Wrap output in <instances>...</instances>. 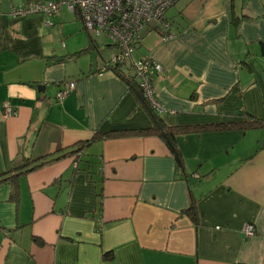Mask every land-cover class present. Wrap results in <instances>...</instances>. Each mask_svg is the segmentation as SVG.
<instances>
[{"label":"crops","instance_id":"crops-1","mask_svg":"<svg viewBox=\"0 0 264 264\" xmlns=\"http://www.w3.org/2000/svg\"><path fill=\"white\" fill-rule=\"evenodd\" d=\"M46 1L0 0V174L63 153L18 177L16 201L0 181V264H264V0H175L170 37L137 33L132 59L161 66L152 86L165 124L262 122L179 134L180 163L155 135L97 140L76 158L96 130L151 122L107 66L115 45L76 11L12 15Z\"/></svg>","mask_w":264,"mask_h":264},{"label":"built area","instance_id":"built-area-1","mask_svg":"<svg viewBox=\"0 0 264 264\" xmlns=\"http://www.w3.org/2000/svg\"><path fill=\"white\" fill-rule=\"evenodd\" d=\"M173 3L174 0H49L15 8L12 10V15L36 13L55 15L61 5L69 11H76L81 17L84 28L92 37L105 35L118 47L107 66L110 68V66L129 63L143 98L151 107L162 112L163 108L156 99L152 86L154 73L160 71L161 66L148 58L133 60L132 55L135 49V37L144 26H152L150 24L155 22L154 27L166 31L165 37L172 35L165 12ZM73 87L74 82H68L65 89L57 92L56 99L62 100ZM2 106L5 117L16 114L15 109L7 101L3 102ZM243 232L244 235L251 236L255 233V229L252 224H245Z\"/></svg>","mask_w":264,"mask_h":264},{"label":"trees","instance_id":"trees-1","mask_svg":"<svg viewBox=\"0 0 264 264\" xmlns=\"http://www.w3.org/2000/svg\"><path fill=\"white\" fill-rule=\"evenodd\" d=\"M168 23L169 25H171L169 21ZM165 32L161 31L163 35L165 34ZM84 50L86 49L78 51L70 55L69 57L74 58L75 56L85 52ZM64 59L65 57L60 58V60H64ZM120 66L121 65H114V66H110V68L114 70L124 81H126V83L130 86V88L136 93L139 102L142 104V106L145 108L146 112L149 115L151 124L147 127L139 128V129H114L106 132H101L99 130H96L92 135V137L87 141H85V143H82V145H80V148L77 149L76 158L80 157L82 153L81 150L84 149L85 146L97 140H101L109 137L125 136V135H155L165 142L170 152L174 155L176 162L180 163L181 156L176 146V136L179 134L187 133L193 130H204V129L219 130L222 128H232V127H237L239 129L244 130L248 128H256L262 125V122L260 120L250 116L231 122L219 123V124H207L202 126L201 125L199 126L167 125L162 119L161 112L151 107V105H149V103L143 98L137 80H135L136 79L135 76H129L124 74L123 71L120 69ZM65 154L68 153H64V155ZM62 155L63 153L57 156L50 155V156L41 157L39 159H32L31 157H23L19 163L12 165L9 171L5 173H1L0 181H7L10 184L9 199L14 201L17 200V196H18L17 180L20 175L30 172L48 162H51L61 157ZM184 213L190 215V217L195 220L198 215L196 203L192 201L188 209L184 210Z\"/></svg>","mask_w":264,"mask_h":264},{"label":"water","instance_id":"water-1","mask_svg":"<svg viewBox=\"0 0 264 264\" xmlns=\"http://www.w3.org/2000/svg\"><path fill=\"white\" fill-rule=\"evenodd\" d=\"M260 46V49H261V54L264 55V43H262V41H258L257 42ZM44 85L43 84H39L37 85V89L38 91H41V92H44Z\"/></svg>","mask_w":264,"mask_h":264},{"label":"rangeland","instance_id":"rangeland-1","mask_svg":"<svg viewBox=\"0 0 264 264\" xmlns=\"http://www.w3.org/2000/svg\"><path fill=\"white\" fill-rule=\"evenodd\" d=\"M173 9H174L173 6L169 7V8L166 10V12H165V17H168L169 14L172 13ZM166 19H167V18H166ZM150 25H152V26L155 25V22H152ZM101 40H103V37H100L99 42H101ZM115 47H116V48H115ZM115 47H113V48L118 49L117 46H115ZM136 51H137V50L134 49L133 53L136 52Z\"/></svg>","mask_w":264,"mask_h":264}]
</instances>
